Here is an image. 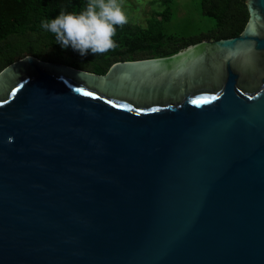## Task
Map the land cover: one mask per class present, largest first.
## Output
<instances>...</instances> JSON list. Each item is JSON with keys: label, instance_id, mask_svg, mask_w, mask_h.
Returning <instances> with one entry per match:
<instances>
[{"label": "water", "instance_id": "water-1", "mask_svg": "<svg viewBox=\"0 0 264 264\" xmlns=\"http://www.w3.org/2000/svg\"><path fill=\"white\" fill-rule=\"evenodd\" d=\"M247 6L239 37L167 59L0 74V264H264V69L235 73L261 65L264 0Z\"/></svg>", "mask_w": 264, "mask_h": 264}, {"label": "trees", "instance_id": "trees-1", "mask_svg": "<svg viewBox=\"0 0 264 264\" xmlns=\"http://www.w3.org/2000/svg\"><path fill=\"white\" fill-rule=\"evenodd\" d=\"M87 0H0V74L13 64L33 57L78 71L106 75L119 63L167 59L205 41L239 37L250 20L247 0H201L199 13L214 24L206 33L187 36L169 32L174 0H162L146 26H117L116 47L103 54L81 57L71 48L62 50L55 37L40 27L42 18H55L61 10L79 12ZM172 6V7H171ZM185 31L192 30L186 23Z\"/></svg>", "mask_w": 264, "mask_h": 264}, {"label": "clouds", "instance_id": "clouds-1", "mask_svg": "<svg viewBox=\"0 0 264 264\" xmlns=\"http://www.w3.org/2000/svg\"><path fill=\"white\" fill-rule=\"evenodd\" d=\"M127 22L121 0H87L79 12L61 10L55 18H42L40 27L55 37L62 50L71 48L85 57L115 48L116 28Z\"/></svg>", "mask_w": 264, "mask_h": 264}, {"label": "rangeland", "instance_id": "rangeland-1", "mask_svg": "<svg viewBox=\"0 0 264 264\" xmlns=\"http://www.w3.org/2000/svg\"><path fill=\"white\" fill-rule=\"evenodd\" d=\"M162 0H121L128 16V23L140 26H146L147 22L156 15L157 11H162ZM201 0H174L171 9L174 15L172 24L169 26V32L175 34H186L187 36L198 35L209 31L214 24L213 21H205L199 13V4ZM191 28L185 31V26Z\"/></svg>", "mask_w": 264, "mask_h": 264}, {"label": "flooded vegetation", "instance_id": "flooded-vegetation-1", "mask_svg": "<svg viewBox=\"0 0 264 264\" xmlns=\"http://www.w3.org/2000/svg\"><path fill=\"white\" fill-rule=\"evenodd\" d=\"M260 61H262L260 67H258L257 68L258 70H255V72H253V74L251 71H249V73L243 77V73L241 72V70H238V69L235 70V73L240 75V79L238 80V86L241 87L244 84H250L251 86H255L257 84L256 83L257 81L254 80L253 78L259 74V70L263 71V69H264V55H260ZM259 64H260V62H259Z\"/></svg>", "mask_w": 264, "mask_h": 264}, {"label": "snow or ice", "instance_id": "snow-or-ice-1", "mask_svg": "<svg viewBox=\"0 0 264 264\" xmlns=\"http://www.w3.org/2000/svg\"><path fill=\"white\" fill-rule=\"evenodd\" d=\"M77 91L79 92V91H81V89H77ZM85 95H88V96H91L92 95V93H90V92H88V93H84ZM193 103H195V101H193Z\"/></svg>", "mask_w": 264, "mask_h": 264}]
</instances>
